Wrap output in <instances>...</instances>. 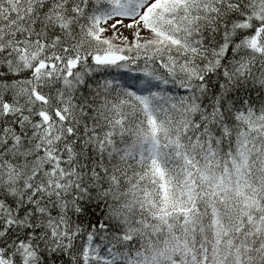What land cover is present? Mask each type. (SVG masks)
I'll return each instance as SVG.
<instances>
[{
	"label": "snow or ice",
	"instance_id": "obj_1",
	"mask_svg": "<svg viewBox=\"0 0 264 264\" xmlns=\"http://www.w3.org/2000/svg\"><path fill=\"white\" fill-rule=\"evenodd\" d=\"M0 264H264V0H0Z\"/></svg>",
	"mask_w": 264,
	"mask_h": 264
}]
</instances>
